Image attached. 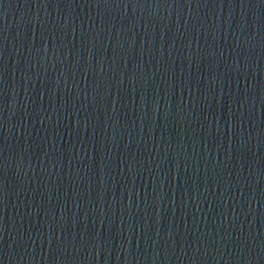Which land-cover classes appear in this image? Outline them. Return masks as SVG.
Returning a JSON list of instances; mask_svg holds the SVG:
<instances>
[{
  "label": "water",
  "instance_id": "obj_1",
  "mask_svg": "<svg viewBox=\"0 0 264 264\" xmlns=\"http://www.w3.org/2000/svg\"><path fill=\"white\" fill-rule=\"evenodd\" d=\"M0 264H264V0H0Z\"/></svg>",
  "mask_w": 264,
  "mask_h": 264
}]
</instances>
